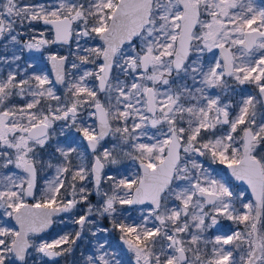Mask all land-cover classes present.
I'll list each match as a JSON object with an SVG mask.
<instances>
[{"label": "snow or ice", "instance_id": "6c2138e0", "mask_svg": "<svg viewBox=\"0 0 264 264\" xmlns=\"http://www.w3.org/2000/svg\"><path fill=\"white\" fill-rule=\"evenodd\" d=\"M85 240L72 264H264V0L0 3V264Z\"/></svg>", "mask_w": 264, "mask_h": 264}, {"label": "rangeland", "instance_id": "374dc122", "mask_svg": "<svg viewBox=\"0 0 264 264\" xmlns=\"http://www.w3.org/2000/svg\"><path fill=\"white\" fill-rule=\"evenodd\" d=\"M2 2H3V0L0 1V3H2ZM40 2H44V0H40ZM56 50L59 51V52H61V53L67 54V49H66V48H57ZM7 55L11 56V51H9V52L7 53ZM22 55H23V57H25L24 59H22V62H21V63H23V64L21 65V68H22V69H23L24 67H26L27 63H34L35 65H37V64H40V61H41V60H43V62H44V64H45L46 56L42 55L41 53H27V52H25V53H23ZM40 58H42V59H40ZM25 59H26V60H25ZM70 59H71V57H70ZM37 66H38V65H37ZM88 67H92V66H88ZM28 71H29V72H32V69H29ZM69 71H71V70L69 69ZM42 72L45 73V74H48L49 77L51 78L49 72H47V71H42ZM51 79H52V78H51ZM57 89H58V94H61V95H62V94H63V89L61 88V86H57ZM253 94H254V91H253ZM14 102H16V103H20V104L24 103L23 101H20L19 99H16ZM52 103H55V102H52ZM61 123H63V122H58V123H57V129H59V126H60ZM68 133H69V135L71 136L72 140L75 141V145H74V146H81V142H80L81 140H80L79 134L76 135V133H75L74 131H72V130H68ZM67 138H68L67 136L60 135V134H59V131H57L56 136H55V138H54V140H53L52 143L55 144L57 141L63 142V141L66 140ZM118 143H119L118 141L112 140L111 138H108L107 140L104 141V144L107 145L109 148H112V147L116 146ZM121 147H124L125 150H126V146H121ZM87 154H88V156L90 157V158H89V163H90L91 160H92V157H91V155H90L89 153H87ZM85 160H86V162L88 163V161H87L88 158H87L86 155H85ZM207 166H209V165L206 163V167H207ZM210 167H211V169H212L214 175H215L217 172H219V173L221 174V176L224 177V178H226L227 180H229V181L231 182L232 185L237 186V185L233 182V180L231 179V177H229L228 174L225 173V168H223V166H220V165H210ZM135 168H136V166H135L131 161L124 160V161L122 162V164L119 166V170H118L117 167H115V166H109V167H107V168L105 169V172H106V173H109V174H119V175H129V176H131L132 172L135 171ZM51 175H52V170H51V169H48V170H46L44 173L41 174V176L39 177V179H40L41 182H43V180H44L45 178H47L48 176H51ZM89 187L91 188L92 185H89ZM102 187L105 188V189H107L108 185L102 183ZM237 190H244L245 193H246V197H245V198H246L247 200H249V201H252V199H251L249 196H247V192H246V189H245V188H243L242 186H241V187L238 186ZM93 194H94V196H93V199H94V200L91 201V202H92L93 204H97L100 198L97 197V196L95 195V193H93ZM144 207L146 208V207H148V206L146 205V206H144ZM134 215L138 217V216H139V213H138V212H137V213H134ZM58 219H59V218H58ZM104 221H107V220H104ZM104 221H102V223H103ZM225 223H229V224H230V222H225ZM73 226H74V225H71V224H68L67 227H66L64 224H61V225H54V229L59 230V229H62V228H66V230H68V231H72V230H73ZM52 231H53V230H51L50 232H52ZM216 231H217L216 229H212V230H210V232L208 233V235L211 236V235H212L213 233H215ZM50 232H49V233H50ZM49 233L46 234V235H44V236L47 237V236L49 235ZM114 234H115V233H114ZM218 234H219V233H218ZM115 235H116V234H115ZM117 236H118V234H117ZM84 244H86V247H87V248L84 247ZM84 244H82V246H81V247L83 248V250H85V248L88 249V241H87V240L84 241ZM86 251H87V250H86ZM71 258H72V257H71ZM61 259H62V258H60V260H61Z\"/></svg>", "mask_w": 264, "mask_h": 264}, {"label": "flooded vegetation", "instance_id": "af4514ba", "mask_svg": "<svg viewBox=\"0 0 264 264\" xmlns=\"http://www.w3.org/2000/svg\"><path fill=\"white\" fill-rule=\"evenodd\" d=\"M0 1H2V0H0ZM61 54H64V53H61ZM25 57H23V59H24ZM40 59H42V58H40ZM26 60V59H25ZM22 62V60L19 62L20 63V65H22L23 63H21ZM38 65V66H37ZM36 65V69H32V72L33 71H47V72H49L50 73V76H51V78L54 80V78H53V75H52V69L50 68V63L47 61V59L45 60V64H44V62H43V60H41L40 61V64H37ZM57 86H59V85H57ZM254 91V90H253ZM76 135H77V133H76ZM81 140V139H80ZM81 142V145H83L84 144V142L81 140L80 141ZM89 154H90V151L88 152ZM91 155V154H90ZM86 156H87V158H88V163H89V156H88V154H86ZM92 157V156H91ZM91 162H92V160H91ZM90 162V163H91ZM89 163V164H90ZM225 173H227L228 174V176L229 177H231L230 175H229V173L227 172V170L225 169ZM231 179L233 180V178L231 177ZM233 182L237 185V186H239V187H243V188H245L246 189V192H247V196H249L252 200H254V198L249 194V192H248V190H247V188L245 187V186H243V185H240V184H238V183H236L234 180H233ZM93 196H94V194L90 197V201H93L94 199H93ZM12 224H13V226H15L14 225V222L12 221L11 222ZM104 224H107V221H104L103 222ZM75 228V226H73V229ZM52 229H50L49 230V232L51 231ZM46 234H48V233H44V234H42V235H46ZM116 234V233H115ZM114 233H111L110 234V236H117V234L115 235ZM84 244V243H83ZM82 246V244L80 245V248L78 249V251L74 254V256L72 257V259H80L81 258V256H80V254L81 253H86L87 251L86 250H88V249H86L87 247H86V244H84V247H86L85 248V250H83V248L81 247ZM70 258L71 257H69L67 260H65L63 257H62V259L60 260V264H68V261L70 260Z\"/></svg>", "mask_w": 264, "mask_h": 264}, {"label": "water", "instance_id": "95a60500", "mask_svg": "<svg viewBox=\"0 0 264 264\" xmlns=\"http://www.w3.org/2000/svg\"><path fill=\"white\" fill-rule=\"evenodd\" d=\"M50 68H51V65H50ZM52 69V68H51ZM52 75H53V78H55V73H54V70L52 69ZM227 170V169H226ZM227 172H228V170H227ZM229 173V172H228ZM229 175H230V173H229ZM233 180H234V178H233ZM235 181V180H234ZM236 183H238V184H240V185H243V186H245L246 188H247V185H244V184H242L241 182H238V181H235ZM247 190H248V192H249V194L251 195V190L250 189H248L247 188ZM14 222V221H13Z\"/></svg>", "mask_w": 264, "mask_h": 264}, {"label": "trees", "instance_id": "16d2710c", "mask_svg": "<svg viewBox=\"0 0 264 264\" xmlns=\"http://www.w3.org/2000/svg\"><path fill=\"white\" fill-rule=\"evenodd\" d=\"M72 261H73V259L70 258V260L68 261V264H72Z\"/></svg>", "mask_w": 264, "mask_h": 264}]
</instances>
